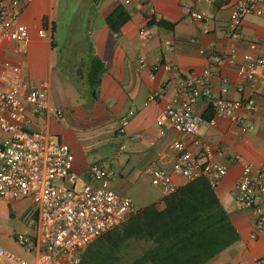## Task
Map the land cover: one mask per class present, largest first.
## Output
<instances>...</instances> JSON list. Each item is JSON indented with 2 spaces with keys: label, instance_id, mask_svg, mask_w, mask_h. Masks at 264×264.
I'll list each match as a JSON object with an SVG mask.
<instances>
[{
  "label": "crops",
  "instance_id": "obj_1",
  "mask_svg": "<svg viewBox=\"0 0 264 264\" xmlns=\"http://www.w3.org/2000/svg\"><path fill=\"white\" fill-rule=\"evenodd\" d=\"M237 1L100 0L94 5L92 0H33L21 17L32 37L28 53L25 56L14 53L17 45L12 42L0 45V72L5 64L19 66L29 83L47 85L51 103L63 109L61 117L47 118L44 112L33 114L32 128L47 129L68 144L75 157L73 168L83 176L96 163L89 165L87 155L101 146L116 145L113 158L119 173L112 188L129 197L130 191L136 189L144 203L138 211L151 205L164 208L166 198L158 194V198L152 199L150 191L146 192V180L151 178L145 171L156 165L172 173L177 159V153L170 148L172 143L182 142L186 150L199 158L205 144L215 161L227 165L228 172L215 193L228 211L239 240L206 264L234 261L252 264L264 256V237L251 236L253 219L236 208L231 195L242 172L236 155L264 168V87H258L253 111L245 108L239 111V123L214 112L213 123L203 124L196 135H189L160 127L157 121L166 106L185 99L182 91L185 76L200 75L206 68L215 74L210 81L212 98L220 97L224 78L228 80L226 97L233 100L243 97L237 90L246 86L240 67L245 54L264 57V16H248L240 29V39L229 38L230 13ZM118 6L127 11L130 19L113 32L106 19ZM186 6L203 13L204 19H193ZM160 21L165 25L160 26ZM40 30L43 34H39ZM89 42L104 68L96 97L87 80L91 66ZM232 48L237 51L235 62L218 64L215 57L229 54ZM140 58H145V65L139 63ZM155 64L170 65L180 72L161 67L152 79ZM152 94L155 100H149ZM211 107L210 100L201 98L195 111L204 116ZM131 111L134 114L126 133L120 136V123ZM241 123L252 127L243 130ZM121 146L125 149L121 150ZM173 179L179 188L186 184L179 176L173 175ZM22 202H30L31 206L30 199L24 198L6 202V207L9 217H18L24 225L27 211L18 205ZM96 243L98 247L107 246L99 238L85 251Z\"/></svg>",
  "mask_w": 264,
  "mask_h": 264
},
{
  "label": "built area",
  "instance_id": "obj_2",
  "mask_svg": "<svg viewBox=\"0 0 264 264\" xmlns=\"http://www.w3.org/2000/svg\"><path fill=\"white\" fill-rule=\"evenodd\" d=\"M32 1L0 0V45L12 42L17 45L13 48L14 53L22 56L28 53L32 37L21 17L24 8ZM186 11L195 20L204 19V14L192 6H186ZM251 15L264 16V0H238L235 3L230 13L228 37L240 39L243 21ZM39 34H43V30ZM166 44L171 47L170 41ZM251 45L254 47V41ZM236 56L237 51L232 48L229 54L217 56L215 60L218 64L233 63ZM139 63L145 65V58H140ZM161 67L180 72L170 65L155 64L152 79ZM240 73L246 86L237 88L243 94L238 100L226 97L227 78L223 79L220 97H211L210 81L215 75L211 68L204 69L200 75L185 76L182 85L185 99L166 106L157 124L196 135L203 124L214 121L196 113L195 105L201 98L210 100L216 115L241 122L239 111L243 108L253 111L258 87H264V57L245 54ZM0 80V201L30 199L32 214L26 223L23 222L29 232H17L13 236L20 247L34 256L33 260H28L0 244V264H81L85 250L92 243L121 227L138 213V208L131 197L119 195L112 188L116 179L113 170L94 163L85 176L77 173L73 168L75 157L70 146L56 139L47 129L32 128L33 114L44 112L47 118L63 116V109L51 103L47 85L29 83L23 78L20 67L11 64L3 66ZM155 98L152 94L149 100ZM133 114L131 111L122 119L118 135L126 133ZM240 125L243 130L252 127L245 123ZM170 148L177 153L172 173L156 165L145 171L163 199L179 188L173 175L179 176L186 184L202 178L215 189L228 172L227 165L215 161L211 149L205 144L200 158L186 150L180 141L172 143ZM235 160L242 165V172L231 195L236 208L249 213L253 219L251 236L264 237V168L255 167L241 155H236ZM228 264L245 263L234 261ZM252 264H264V256Z\"/></svg>",
  "mask_w": 264,
  "mask_h": 264
},
{
  "label": "trees",
  "instance_id": "obj_3",
  "mask_svg": "<svg viewBox=\"0 0 264 264\" xmlns=\"http://www.w3.org/2000/svg\"><path fill=\"white\" fill-rule=\"evenodd\" d=\"M99 1L92 3L97 5ZM129 19L127 11L118 6L106 23L117 32ZM159 25L165 23L160 21ZM87 49L91 65L87 80L96 97L104 68L90 42ZM213 114L211 107L204 117L211 119ZM120 231L119 237L103 236L105 247L93 244L91 248L95 251L84 257L81 264H122L121 253L130 241L144 243L141 254L130 264H206L239 240V233L215 189L202 178L166 197L164 208L151 205L140 209L121 225Z\"/></svg>",
  "mask_w": 264,
  "mask_h": 264
},
{
  "label": "rangeland",
  "instance_id": "obj_4",
  "mask_svg": "<svg viewBox=\"0 0 264 264\" xmlns=\"http://www.w3.org/2000/svg\"><path fill=\"white\" fill-rule=\"evenodd\" d=\"M56 93V92H54ZM57 96V95H56ZM69 128H71V124L69 122L66 123ZM116 145L114 144H109L106 146H101L97 148V150L90 155H87L86 157V162L88 164H92L94 162L102 164L108 169L113 170L116 173V178L117 174L119 173V168L116 165V162L114 161V152L116 151ZM139 187V186H138ZM146 192L148 190L150 191L152 199L158 198V189L155 188L151 184V180L147 179L146 180ZM130 196L134 200L136 207L139 209L142 206H144L143 202L141 199H139V194L136 189L133 188V192L130 191ZM30 203V202H29ZM28 202H22L19 205L21 210H26L27 214L24 218V223H26L31 214H32V207L29 206ZM16 218H10L7 212V207H6V202L5 201H0V222H1V228H0V244L7 250L12 251L16 253L18 256L26 258L28 260H33L34 256L30 253H28L24 248L20 247L14 240V233L17 232H23L27 233L29 232V228L24 224L20 222L19 219ZM115 232L114 230L111 231L109 234H113L115 237H119L121 231L119 228ZM116 230V229H115ZM103 238V237H102ZM100 238V243H105L104 240H101ZM144 248V243L142 242H136V241H130L123 249L122 253V264H130L134 258L139 256L142 252V249ZM95 249L94 247H90V249L86 252L84 257L88 258L89 257V252ZM94 251V250H93ZM85 258V259H86Z\"/></svg>",
  "mask_w": 264,
  "mask_h": 264
}]
</instances>
